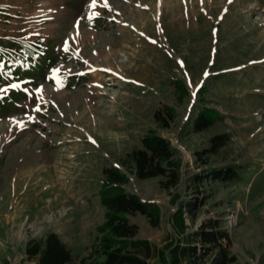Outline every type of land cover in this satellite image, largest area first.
Returning <instances> with one entry per match:
<instances>
[{
  "label": "rangeland",
  "instance_id": "374dc122",
  "mask_svg": "<svg viewBox=\"0 0 264 264\" xmlns=\"http://www.w3.org/2000/svg\"><path fill=\"white\" fill-rule=\"evenodd\" d=\"M91 2L0 0V36L41 35L55 54L34 84L19 85L26 97L18 107L0 113V262L24 261L27 241L50 231L86 255L105 219L103 169L117 167L128 192L160 207L158 225L130 216L138 238L183 243L215 220L235 263L264 264V0ZM202 103L225 115L219 131L232 137L220 155L197 159L212 134L188 130ZM150 130L176 148V186L134 173L129 153ZM232 162L244 165V179L205 182L194 193L195 173ZM197 194L193 213L184 207L182 235L173 215ZM192 243L196 264H213L218 249Z\"/></svg>",
  "mask_w": 264,
  "mask_h": 264
},
{
  "label": "trees",
  "instance_id": "16d2710c",
  "mask_svg": "<svg viewBox=\"0 0 264 264\" xmlns=\"http://www.w3.org/2000/svg\"><path fill=\"white\" fill-rule=\"evenodd\" d=\"M0 13L6 14L4 10H0ZM54 61V46L50 39L44 40L37 34L26 36L24 32L0 36V65H3L0 68V87L7 89V92L0 95V113L9 114L18 107L20 99L26 97L20 87L11 88V84H34ZM177 84L182 93L187 92L182 84ZM205 90L207 89L202 88L200 91L201 98ZM168 110L173 114V108ZM195 113L188 130L193 133L212 132L208 147L196 151L197 159H204V154L209 157L220 155L222 148L230 143L232 137L230 132L219 131V127L224 124L225 115L204 103L199 105ZM129 159L138 178L160 177L162 187L178 185L183 176L176 148L155 130H150L143 136L142 146L134 148L129 153ZM243 167L244 165L235 162L211 166L207 171L195 173L191 177L192 189L195 190L194 193H200L205 182L214 186L218 181H240L245 178L242 176ZM103 172L104 178L98 196L105 208V219L97 227L98 236L91 244L90 251L78 258L58 233L50 231L43 237L29 239L25 246L26 259L16 264H28L27 261H33L34 264H196L199 248L192 243L193 239H199L204 250L218 249L219 253L213 264H237L236 257L229 255L224 244V241L230 242V235L215 220L189 234L183 243L172 238L160 247L146 238H138L140 226L130 216L141 213L153 225H158L161 218L160 207L157 203L144 201L139 195L128 192L124 187L128 181L127 173L119 168L106 167ZM194 197L196 198L184 200L173 215L176 218L175 227L182 235L186 229L184 207L193 213L201 201L198 194Z\"/></svg>",
  "mask_w": 264,
  "mask_h": 264
},
{
  "label": "snow or ice",
  "instance_id": "6c2138e0",
  "mask_svg": "<svg viewBox=\"0 0 264 264\" xmlns=\"http://www.w3.org/2000/svg\"><path fill=\"white\" fill-rule=\"evenodd\" d=\"M231 2H232V0H229V3H231ZM95 6H96V0H92V2H91V4L89 5V7L91 8V7H95ZM79 23H80V21L77 20V25H76V26H78ZM65 43L67 44V41H66ZM67 50H68V49L65 48V51H67ZM2 67H3V65H0V68H2ZM205 75H207V73H205ZM10 87H11V88H18L19 85H18V84H11ZM0 91L7 92V89H0ZM39 91H41V89H37V92H39ZM36 110L39 111V110H40L39 107H37Z\"/></svg>",
  "mask_w": 264,
  "mask_h": 264
}]
</instances>
